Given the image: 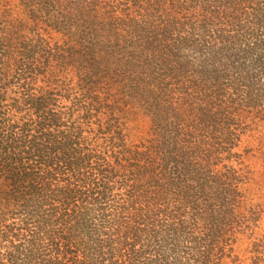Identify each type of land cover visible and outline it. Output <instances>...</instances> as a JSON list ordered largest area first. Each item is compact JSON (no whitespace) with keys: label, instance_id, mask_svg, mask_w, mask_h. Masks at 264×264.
<instances>
[{"label":"trees","instance_id":"16d2710c","mask_svg":"<svg viewBox=\"0 0 264 264\" xmlns=\"http://www.w3.org/2000/svg\"><path fill=\"white\" fill-rule=\"evenodd\" d=\"M230 262L264 264V0H0V264Z\"/></svg>","mask_w":264,"mask_h":264},{"label":"rangeland","instance_id":"374dc122","mask_svg":"<svg viewBox=\"0 0 264 264\" xmlns=\"http://www.w3.org/2000/svg\"><path fill=\"white\" fill-rule=\"evenodd\" d=\"M247 242H240L239 244H237V248H236V254H239L240 255V262L242 261H245V262H248L250 261L249 259V253L247 251ZM229 264H238V263H229Z\"/></svg>","mask_w":264,"mask_h":264}]
</instances>
